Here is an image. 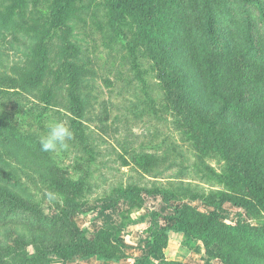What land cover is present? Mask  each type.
I'll return each instance as SVG.
<instances>
[{
    "label": "trees",
    "instance_id": "1",
    "mask_svg": "<svg viewBox=\"0 0 264 264\" xmlns=\"http://www.w3.org/2000/svg\"><path fill=\"white\" fill-rule=\"evenodd\" d=\"M69 4L58 0L52 11L56 22ZM110 6L132 12L135 29L125 46L130 45L128 52L134 45L143 48L152 61L160 110L171 113L172 126L194 159L179 143H158L154 151L115 149L138 181L133 175L120 178L99 196L106 224L80 226L74 217L85 212L99 185L95 170L110 161L103 158L101 144L110 126L108 102L99 112L100 133L89 125L88 114L98 100L91 91L96 76L92 58L79 61L61 54V63L50 65L49 52L30 45L17 50L21 58L15 62L0 47V97L32 96L38 104L57 107L55 92H63L68 126L75 134L69 143L82 150V173L74 178L61 169L57 154L41 151L38 130L24 134L10 113L0 111V264L118 260L126 256L121 235L133 221L129 215L145 207L146 196H160L164 205L148 212L149 243L134 264H183L165 256L171 231L202 241L206 254L222 264H264V218L260 226L240 218L226 223L219 212L222 204L232 202L252 215H264V0H112ZM17 14L24 13L0 10V41L7 25L3 15L15 20ZM25 33L34 42L39 37ZM140 96L131 112L158 114L155 100ZM212 161L220 163L219 169ZM145 180L149 184L139 182ZM41 184L52 191L44 192ZM198 199L214 210L204 212L189 203ZM46 200L52 201L48 209L42 205ZM172 201L181 204L172 206ZM120 202L128 208L118 212V222L104 210L115 212Z\"/></svg>",
    "mask_w": 264,
    "mask_h": 264
},
{
    "label": "rangeland",
    "instance_id": "2",
    "mask_svg": "<svg viewBox=\"0 0 264 264\" xmlns=\"http://www.w3.org/2000/svg\"><path fill=\"white\" fill-rule=\"evenodd\" d=\"M111 1L70 0V6L63 15L64 17L61 15L62 20L56 22L52 11L57 6L58 0H0L2 12L6 14L9 12L24 13L23 15L17 14L15 20L6 15L2 17L7 25L3 31L1 30L5 38L0 41V47L8 51L11 60L19 62L21 54H17L19 53L17 50L27 49L30 45L37 50H47L49 52L47 62L50 65L61 63V57L59 58L61 54L79 61L87 57L92 58L96 76L92 79L91 91L98 100L94 104V110L88 114L91 118L89 123L91 129L97 133L101 131L98 117L104 107V102L109 103L111 113L108 122L110 126L106 132H102L107 139L101 142L103 151L106 153L103 158L110 161L105 165H100V171L95 170L99 185L95 187L94 194L86 204L85 212L74 217L80 226L89 225L92 228L107 223V218L101 214L104 204L99 196H103L106 190L111 191L110 186L118 182L120 178L126 180L133 175L138 181V176L131 166L123 164L117 154V151L124 152L123 145L125 149L144 148L154 151L155 144L158 143L163 142L165 147L179 143L189 155L190 161L194 159L189 146L181 141V135L172 126L171 113L160 110L161 89L157 84L156 73L152 70V61L146 56L143 48L134 45V49L128 52V49H131L130 45L129 48L125 46V42L128 44L132 39L135 29L132 12L125 7L120 8L119 11L112 10ZM25 32L38 33L39 37L34 42L30 40V34L23 37ZM82 62L86 63L87 60ZM137 94L142 98L151 97L155 100L154 106L159 109L158 114L154 115L149 112L142 117L135 116L131 110L132 106H139V102L135 99ZM33 98L18 94L0 97V111L10 113L12 122L24 134L34 133L35 129L41 135L44 134L46 125L51 120L64 121L69 125L70 116L66 111L67 108H64L65 94L63 92H55L57 107L38 104ZM76 147V145H71L68 151L57 154L61 169L70 172L74 178L82 173L78 169L82 150ZM212 164L219 169L220 163L212 161ZM139 182L149 184L146 180ZM41 188L46 193L52 191L43 184ZM206 190L210 191L208 187ZM54 198L57 199V196L54 195ZM51 202V200H46L42 202V205L48 209L47 206ZM189 203L204 212L214 210V206L203 199ZM122 204L125 202H120L118 207ZM180 204L181 202L178 201L171 202L172 206H180ZM162 205L164 203L160 196H146L145 207L134 210L129 217L133 219L140 213L145 212L146 214L149 210L159 209ZM219 212L221 220L226 223H235L240 218L252 225H263V214L252 215L232 202L222 204ZM110 213L113 214L115 221H120L121 216L117 211ZM77 259L81 258H75L72 264H96L94 260L87 262L76 261Z\"/></svg>",
    "mask_w": 264,
    "mask_h": 264
},
{
    "label": "crops",
    "instance_id": "3",
    "mask_svg": "<svg viewBox=\"0 0 264 264\" xmlns=\"http://www.w3.org/2000/svg\"><path fill=\"white\" fill-rule=\"evenodd\" d=\"M117 212L123 211L128 208V205L122 204L117 206ZM150 211V210H149ZM148 211V212H149ZM106 214H111V209H105ZM137 211H135L136 213ZM148 214V213H146ZM136 215L133 221L127 226L125 232L121 235V243L126 256L118 260H98L95 257L83 260L77 259L76 261H92L96 264H134L136 259L140 258L145 253V248L149 243V221L148 215ZM113 215V214H112ZM166 220L164 217L160 218V225L165 226ZM165 256L170 260L180 261L183 264H222L219 259L211 258L206 254L204 244L200 240H188L182 232L171 231L167 245L164 249Z\"/></svg>",
    "mask_w": 264,
    "mask_h": 264
},
{
    "label": "clouds",
    "instance_id": "4",
    "mask_svg": "<svg viewBox=\"0 0 264 264\" xmlns=\"http://www.w3.org/2000/svg\"><path fill=\"white\" fill-rule=\"evenodd\" d=\"M74 133L64 121L51 120L46 125L38 143L42 152L60 154L70 148V141L74 140Z\"/></svg>",
    "mask_w": 264,
    "mask_h": 264
}]
</instances>
